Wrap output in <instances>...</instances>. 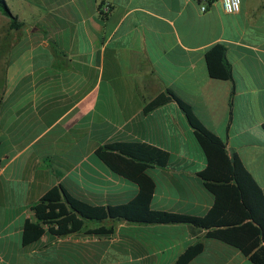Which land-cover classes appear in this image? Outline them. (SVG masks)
I'll use <instances>...</instances> for the list:
<instances>
[{
    "label": "crops",
    "instance_id": "obj_1",
    "mask_svg": "<svg viewBox=\"0 0 264 264\" xmlns=\"http://www.w3.org/2000/svg\"><path fill=\"white\" fill-rule=\"evenodd\" d=\"M0 12V264H171L203 243L187 264H252L238 249L184 223L106 218L108 235L43 234L24 244L32 205L60 183L91 205L132 200L138 185L95 153L138 141L168 153L152 165V209L202 216L214 197L199 172L205 157L177 101L150 106L165 89L236 153L264 195V0H18ZM17 1V0H15ZM225 45L233 79L208 73L205 54Z\"/></svg>",
    "mask_w": 264,
    "mask_h": 264
},
{
    "label": "trees",
    "instance_id": "obj_2",
    "mask_svg": "<svg viewBox=\"0 0 264 264\" xmlns=\"http://www.w3.org/2000/svg\"><path fill=\"white\" fill-rule=\"evenodd\" d=\"M0 12L10 20V27L20 24L5 0H0ZM208 73L219 79H233L231 65L225 56V45L214 44L205 54ZM170 98L179 107L193 130L205 157V167L199 172L204 187L213 194L211 208L202 216L152 209L155 188L147 168L165 165L168 153L155 146L138 142H111L99 146L96 155L115 173L138 185V194L119 205H91L71 195L60 183L46 191L31 207L34 220H25L22 241L29 244L44 232V226L57 236L84 230L86 233L108 235L113 226L99 224L87 228V221L101 222L106 218L148 224L184 223L203 229L205 236L240 250L252 264H264V195L236 153H228L225 142L209 131L193 114L190 106L169 89L159 94L150 106ZM264 129V123L262 124ZM203 243L196 241L185 248L171 264H187L200 254Z\"/></svg>",
    "mask_w": 264,
    "mask_h": 264
},
{
    "label": "built area",
    "instance_id": "obj_3",
    "mask_svg": "<svg viewBox=\"0 0 264 264\" xmlns=\"http://www.w3.org/2000/svg\"><path fill=\"white\" fill-rule=\"evenodd\" d=\"M200 10H207V2L208 0H200ZM222 8L227 13H235L238 12L241 6V0H220ZM111 11V3L109 0H101L100 4V14L103 16H107Z\"/></svg>",
    "mask_w": 264,
    "mask_h": 264
},
{
    "label": "rangeland",
    "instance_id": "obj_4",
    "mask_svg": "<svg viewBox=\"0 0 264 264\" xmlns=\"http://www.w3.org/2000/svg\"><path fill=\"white\" fill-rule=\"evenodd\" d=\"M10 2H8V4H9V6L10 7H15V5H17V3H18V0L17 1H15V0H9ZM35 1V0H34ZM37 1V0H36ZM39 1V0H38Z\"/></svg>",
    "mask_w": 264,
    "mask_h": 264
}]
</instances>
